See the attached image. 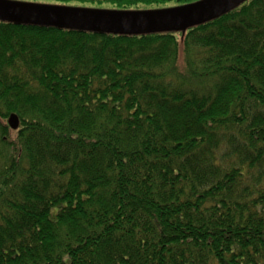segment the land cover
<instances>
[{
    "label": "trees",
    "instance_id": "trees-1",
    "mask_svg": "<svg viewBox=\"0 0 264 264\" xmlns=\"http://www.w3.org/2000/svg\"><path fill=\"white\" fill-rule=\"evenodd\" d=\"M0 264H264V0L144 34L0 20Z\"/></svg>",
    "mask_w": 264,
    "mask_h": 264
},
{
    "label": "water",
    "instance_id": "water-1",
    "mask_svg": "<svg viewBox=\"0 0 264 264\" xmlns=\"http://www.w3.org/2000/svg\"><path fill=\"white\" fill-rule=\"evenodd\" d=\"M245 1L199 0L158 10L121 11L0 0V20L112 34H144L188 29ZM8 125L14 130L19 128L20 119L16 113L10 114Z\"/></svg>",
    "mask_w": 264,
    "mask_h": 264
},
{
    "label": "flooded vegetation",
    "instance_id": "flooded-vegetation-1",
    "mask_svg": "<svg viewBox=\"0 0 264 264\" xmlns=\"http://www.w3.org/2000/svg\"><path fill=\"white\" fill-rule=\"evenodd\" d=\"M17 1L45 4V5H54V6H69V7H80V8L121 10V11H147V10H158V9L182 6L193 2H197L199 0H138L140 1L139 3L145 5L144 7L131 6L133 0H112L114 5H111L109 3L104 4V2L111 0H17ZM88 1L91 2L88 3Z\"/></svg>",
    "mask_w": 264,
    "mask_h": 264
},
{
    "label": "rangeland",
    "instance_id": "rangeland-1",
    "mask_svg": "<svg viewBox=\"0 0 264 264\" xmlns=\"http://www.w3.org/2000/svg\"><path fill=\"white\" fill-rule=\"evenodd\" d=\"M91 1H88V3H90ZM111 2V3H110ZM140 1H138V0H133V3L131 4V6H133V7H144L145 5H143V4H141V3H139ZM111 4V5H114V3L112 2V0L111 1H106V2H104V4ZM95 4H97V3H95Z\"/></svg>",
    "mask_w": 264,
    "mask_h": 264
}]
</instances>
